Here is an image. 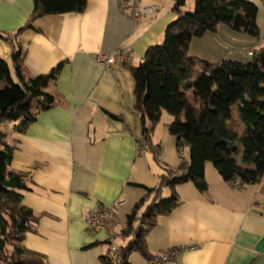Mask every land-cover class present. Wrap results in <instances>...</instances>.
<instances>
[{
	"label": "crops",
	"instance_id": "0c3cea01",
	"mask_svg": "<svg viewBox=\"0 0 264 264\" xmlns=\"http://www.w3.org/2000/svg\"><path fill=\"white\" fill-rule=\"evenodd\" d=\"M185 1L183 11L191 12L195 0ZM247 1L258 9L257 38L220 25L215 32L193 38L188 56L212 64L249 63L248 53L264 48V1ZM140 3L156 9L151 19L134 22L120 10L118 0H86L82 13L42 17L33 29L18 33L33 10V0H0V59L10 63L12 52L19 50L30 77L63 64L46 88L54 107L39 113L23 133L13 132L12 124L2 127L7 142L14 145L10 170L24 175L30 188L22 205L37 218L22 248L42 256L44 264H103L101 257L110 251L108 234L88 233V216L120 201L114 243L124 247L133 237H122L121 232L135 204L146 197L145 189L156 188L166 171L180 165L175 138L167 128L173 118H167L163 128L159 123L154 127L150 152L138 149L142 125L134 109L129 67L137 66L149 47L162 43L165 28L177 18L172 0ZM117 53L128 61L115 59L109 68L98 62L100 56ZM188 100L194 101L191 94ZM232 122L243 134L235 107ZM204 177L205 192L192 183L175 187L180 203L159 217L147 234L148 257L183 248L170 264H264V245L256 251L264 237V174L258 184L236 188L205 164ZM170 193L163 189L161 196ZM138 226L136 221L133 229ZM149 258L134 252L128 261L149 264Z\"/></svg>",
	"mask_w": 264,
	"mask_h": 264
},
{
	"label": "trees",
	"instance_id": "16d2710c",
	"mask_svg": "<svg viewBox=\"0 0 264 264\" xmlns=\"http://www.w3.org/2000/svg\"><path fill=\"white\" fill-rule=\"evenodd\" d=\"M172 1L177 18L165 28L162 43L149 47L141 62L129 69L144 144L151 149L153 129L162 112H167L173 118L168 132L178 151L187 147L188 156L178 169L166 171L156 188L145 189L146 197L135 204L121 232L122 237L133 238L124 247L118 246L119 259L110 250L101 257L103 264H130L128 257L134 252L149 258L146 236L159 217L179 205L175 187L192 183L200 192L207 190L206 162L223 182L233 186L256 185L264 174V48L249 63L212 64L188 56L193 38L215 32L220 25L257 38V6L247 0H195L193 10L184 12L185 0ZM85 6L86 0H33V10L18 33L33 29L37 19L82 13ZM62 65L46 75L30 77L19 50L12 52L10 63L0 59V264H44L42 256L22 248L37 218L22 205L23 194L30 188L24 175L10 170L14 145L7 142L2 127L12 124L13 132L23 133L39 113L54 107L46 88L56 80ZM189 94L194 101L188 100ZM233 107L245 129L243 134L232 122ZM163 189L170 190L168 198L161 196ZM150 196L152 200L138 217ZM136 221L139 226L134 230Z\"/></svg>",
	"mask_w": 264,
	"mask_h": 264
},
{
	"label": "built area",
	"instance_id": "2783aa9c",
	"mask_svg": "<svg viewBox=\"0 0 264 264\" xmlns=\"http://www.w3.org/2000/svg\"><path fill=\"white\" fill-rule=\"evenodd\" d=\"M119 8L122 12L128 14L134 22H138L140 19H151L155 13L156 9L151 6H144L140 3V0H118ZM255 52L251 51L248 53L250 57L255 56ZM115 59H119L122 62L128 61V57L121 54H114L113 56H100L98 57V62L104 65L105 68H109ZM139 153L150 152L151 149L144 144L143 140L138 141ZM157 157V156H156ZM159 157H157L158 159ZM180 164L186 162V159L182 152L179 153ZM240 188L239 186H234ZM121 205L120 201L115 202L110 207H98L93 211L88 218L86 219V229L88 233H93L96 230H104L108 234V242L110 244V250L114 259H119L120 249L114 243V226L117 222V208ZM191 247L189 250H193ZM184 250L183 248H172L157 254L149 262V264H170L172 261H175Z\"/></svg>",
	"mask_w": 264,
	"mask_h": 264
},
{
	"label": "rangeland",
	"instance_id": "374dc122",
	"mask_svg": "<svg viewBox=\"0 0 264 264\" xmlns=\"http://www.w3.org/2000/svg\"><path fill=\"white\" fill-rule=\"evenodd\" d=\"M164 117H162V119L160 120V122H159V128H163L164 127V125H165V121L166 120H168V119H172V116L171 115H169L167 112H164ZM166 116V117H165ZM168 118V119H167ZM3 129L4 128H2V131H3ZM183 150V154L185 155V156H187V147H183L182 149H181V151ZM179 153H180V151H179ZM236 159H238L237 157H236ZM206 164L207 165H210V166H212L211 165V163L210 162H206ZM169 197V195H167V196H164V198H168Z\"/></svg>",
	"mask_w": 264,
	"mask_h": 264
},
{
	"label": "water",
	"instance_id": "95a60500",
	"mask_svg": "<svg viewBox=\"0 0 264 264\" xmlns=\"http://www.w3.org/2000/svg\"><path fill=\"white\" fill-rule=\"evenodd\" d=\"M263 245H264V237L260 240V242L258 243L257 247H256V251L257 252H261L262 251V248H263Z\"/></svg>",
	"mask_w": 264,
	"mask_h": 264
}]
</instances>
